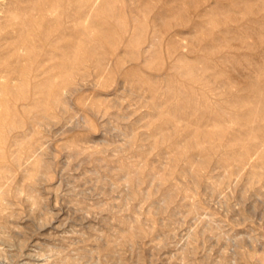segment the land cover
Returning <instances> with one entry per match:
<instances>
[{
    "label": "rangeland",
    "instance_id": "374dc122",
    "mask_svg": "<svg viewBox=\"0 0 264 264\" xmlns=\"http://www.w3.org/2000/svg\"><path fill=\"white\" fill-rule=\"evenodd\" d=\"M0 264H264V0H0Z\"/></svg>",
    "mask_w": 264,
    "mask_h": 264
}]
</instances>
